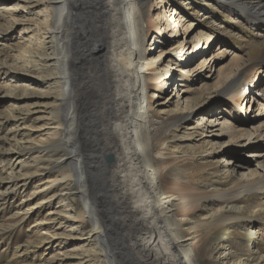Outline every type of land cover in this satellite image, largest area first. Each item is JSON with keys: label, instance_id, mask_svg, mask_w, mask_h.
I'll return each instance as SVG.
<instances>
[{"label": "bare ground", "instance_id": "obj_1", "mask_svg": "<svg viewBox=\"0 0 264 264\" xmlns=\"http://www.w3.org/2000/svg\"><path fill=\"white\" fill-rule=\"evenodd\" d=\"M212 2L221 8L219 13H213V8L206 3L201 5L208 12L220 15L225 23H229L230 15L238 13L252 25L260 23L258 26L264 31V0ZM46 3L49 9L46 40L39 43V49L20 50V55L25 63L47 71L45 78L51 91L47 114L50 135L38 145H25L17 137L29 110H24L25 114L0 116V132L8 125L4 123L5 117L14 125L9 130L12 132L9 138L7 134L0 136V164L7 168L9 185L0 193V211H5L7 199L8 204L15 205L16 196L30 185L34 174L40 173L42 179L55 171L58 176L42 188L35 186L31 197L37 198L50 186L59 187L58 192L65 191L66 195L74 192L72 194L83 204L79 218L86 217L91 225L88 236L99 246L101 236L107 232L105 225H111L115 234H122L121 246L135 264H199L201 255L213 259L220 247L230 250L229 263L264 264V241L255 240V231L246 234L244 223H240L257 221L264 230V206L253 210L246 205L237 206L242 197H253L264 189V171L221 189L220 181L229 183L231 180L229 171H224L222 177L204 186V191L194 187L193 193L187 194L185 189L194 183L197 174L186 176L177 167L167 164L168 160V163L183 161L193 165L195 160L197 163L212 154L201 146L188 147V151L173 146L170 141L177 138L176 132L185 117L177 106L173 111L163 110L167 99L159 102L155 98L164 92L167 82L170 81V86L176 84L177 71L169 76L173 67L185 68L205 53L217 31L212 29L209 36L198 34L196 42L176 44L169 49L172 57L170 54L164 57L165 50L150 57L147 43L151 33L157 39L163 28H168L163 21L165 8L174 6L187 17H193L194 5L198 6V2L46 0ZM239 30L246 41L256 36L252 29L240 27ZM246 41H243L247 45L244 59L236 57L228 72L218 76L215 86H220L218 96L229 100L235 115L248 109L249 98L243 97V93L253 89L264 74V43ZM97 51H100L98 55ZM184 76L179 73L180 78ZM178 88L184 89L183 85ZM152 89L157 91L154 98L149 93ZM182 91L187 92L188 88ZM216 96L207 99L206 107L218 98ZM243 117L246 116L240 115L238 121ZM222 118L217 117V127ZM211 123L203 127L208 130ZM232 124H223L221 129L237 139L240 135H249ZM194 134L195 131H186L185 138L192 139ZM259 139L261 135L256 137ZM32 155L36 159L34 173L15 170L18 159ZM94 180L97 185L93 184ZM96 198L111 200L108 205L111 216L106 223L93 210ZM208 201L212 208L199 209L200 202ZM16 207V216L30 215L33 211L25 198L20 199ZM244 209L250 214L247 217ZM195 212L200 214L195 219L189 218ZM193 223H198L196 227L204 234L192 242L187 232L193 228ZM3 226L0 224V264L27 262L34 253L43 255L42 242L48 240L55 244L58 241H55L58 234L47 233L42 242L40 237L39 245L21 242L11 232L3 236ZM14 226L7 227L11 230ZM242 228L243 234L239 232ZM251 249L256 250L255 253ZM103 256L109 260L108 264H117L110 255Z\"/></svg>", "mask_w": 264, "mask_h": 264}, {"label": "rangeland", "instance_id": "obj_2", "mask_svg": "<svg viewBox=\"0 0 264 264\" xmlns=\"http://www.w3.org/2000/svg\"><path fill=\"white\" fill-rule=\"evenodd\" d=\"M196 1L198 6L194 5V7L197 14L195 12L193 17H187L186 13L184 14L174 6L165 8L163 21L168 28H163L162 35H159L157 39H154L156 36L151 33L147 43L150 57L157 55L160 50H165V57L171 55L169 49H173L176 44L186 41L196 42L198 34L202 33L209 36L212 29L217 31L216 36L206 47L205 53L193 59L192 63L185 68L179 70V68L175 69L176 67H173L169 76L172 77L177 71L178 75L174 77L176 84L170 86L168 85L170 81L167 82L164 92L158 98H155L159 102L167 99V105H162L164 106L163 110L173 111L174 107L177 106L182 110L181 113L185 117V120L181 122V128L176 132L178 134L177 138L174 139V142L170 141L173 146L182 151H188L186 150L188 147L201 146L203 150L212 152L208 159L206 157L205 160H198L197 163H195L197 161L195 160L193 165L192 163L185 164L183 161L173 164L168 163L167 160L170 167H177L186 176L193 173L197 174L194 183L185 189L187 194H192L194 187L198 191H204L203 187L222 177L224 171H229L231 180L228 181L229 183L219 180L222 184H219L218 187H221V189H227V187L238 181L253 178L264 171V74L261 75L262 79L255 82L253 89L249 88L244 91L243 97L249 98L246 103V106L249 107H246L248 109L237 115L234 114L231 105L228 104L229 100L218 96L220 86L215 87L218 76L228 72V67L232 65V61L236 57L242 59L245 57L247 45L244 42L246 40L239 28L252 29L253 34L256 35L250 40L247 39L246 42L248 43H264V31L260 29L261 26H258L260 23L252 25L244 21L241 14L238 13L230 15L229 23H225L224 18L208 12L201 5L206 3L213 8V13H219L221 8L215 2H212L214 0ZM183 3L186 5V2ZM187 3L189 4V2ZM188 10L190 9L188 8ZM48 22L49 9L46 0H0V116L3 117L5 114L11 113L25 114L29 110V115L24 118L23 128L19 129L20 136L17 137L25 145H38L39 142L45 141L50 135V122L47 114L51 106L49 97L51 91L45 78L47 71L39 70V66L38 69L36 65L25 63L20 55V50L26 48L36 50L35 48L39 49L40 42H45ZM99 53L100 51L96 52L97 55ZM179 73L185 75L184 79L179 77ZM182 85L184 88L182 90L188 88L187 92L178 88ZM149 93L151 98H154L157 91L152 89ZM213 96L218 98L206 107L209 101L207 99ZM162 114L164 116L165 112H162ZM240 115L246 117L238 121ZM217 117L222 118L218 127ZM231 119H235V122H231ZM3 120L8 125H6L4 132H0V136L7 134V138H9L12 135L10 129L14 125L10 120H6V117ZM210 122H212V127L209 128L210 130H206L203 126ZM230 123H233L232 126L237 125L242 132L244 129L249 135L244 137L240 135L241 137L237 139L232 137L231 133L221 129V125H230ZM186 131H189V133L195 131L194 138H185ZM202 131L206 132L201 134ZM258 135H261V140H256ZM61 137L63 138L62 135ZM169 139L171 140V138ZM206 141L207 143H205ZM1 144L3 145L2 141ZM34 156L18 159L15 170L23 173L26 171L34 173L35 168L33 166L36 161ZM6 169L0 164V182H2L0 183V193L9 186L8 171ZM54 172L42 177V179L40 173L34 174L30 179V185L24 192L16 196L15 205L13 203L8 204L9 199L6 202L4 201L5 211H0V224L5 227L2 233L3 236H8L11 232L14 238L21 242L30 241L33 245H39L40 237H42L40 240L42 242L44 240L43 236L46 237L47 233L58 234L55 238V241H58L55 244H50L48 240L40 244L43 247V255L34 253L27 262L21 260L18 263L16 261V263L108 264L109 260H106L103 256L105 254L107 257L110 255L111 258L115 259L117 264H135L126 255L124 247L121 246L122 234H115L111 225H105L107 232L106 235L101 236L99 246H97L96 240L94 241L88 236L91 225L86 221V217L84 220L79 218L81 210L83 211V204L78 196L72 194L74 192L66 195L65 191L58 192L59 187L50 186L47 187L46 191L40 192L37 198L31 197L35 186L42 188L49 180L58 176L56 175L58 173ZM92 182L94 185L98 183L96 180ZM22 198L27 200V204L33 208V211L30 215L16 216V205ZM110 201V199L107 201L105 198H96L93 210L104 223L111 216L108 208ZM199 205L201 210H205L206 206L212 208V206H209V201L200 202ZM244 205L249 210H253L260 205L264 206V189L257 194L255 193L253 197H242L237 206L244 208ZM198 214L200 213L195 212L189 218L195 219ZM248 215L250 214H244L245 217ZM240 223H244L246 234L248 231H255L257 236L255 240L264 241L263 225L260 222L255 221L248 224L246 220H242ZM9 225L15 226L10 230L7 227ZM115 225H117V221ZM196 225L199 224L196 223L187 232L192 242L204 234ZM239 232L243 234V228ZM197 235L198 237H196ZM97 249L100 252L102 251L101 255ZM94 250L97 253L93 252ZM251 251L255 253L256 250L251 249ZM260 251L261 249L258 253ZM9 255H11V252ZM229 257L230 250H228V247H220L217 253L213 255V259L201 255L198 263L237 264L235 262L229 263ZM19 259H22V257H19Z\"/></svg>", "mask_w": 264, "mask_h": 264}]
</instances>
